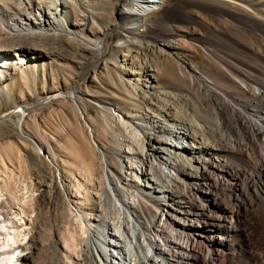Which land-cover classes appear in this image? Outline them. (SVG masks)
<instances>
[{
    "label": "rangeland",
    "instance_id": "rangeland-1",
    "mask_svg": "<svg viewBox=\"0 0 264 264\" xmlns=\"http://www.w3.org/2000/svg\"><path fill=\"white\" fill-rule=\"evenodd\" d=\"M127 3L66 0L61 22L16 36L7 26L32 12L34 4L0 0V51L6 56V66L0 68V217L14 222L26 245H36L30 264H67L66 243L71 237L79 242L83 234L79 216L92 215L99 227L103 222L96 218L115 216L116 205L107 197L109 172L122 179L119 160L124 157L119 154L128 147L133 148L132 161L138 159L143 144L136 135L152 118L164 122L166 135L173 125H185L197 141L221 151L208 155L225 156V167L201 166L195 172L204 177V189H193L196 180L188 184L186 178L185 183L171 180V188L177 185L173 192L204 205L212 201L204 193L216 196L221 201L216 203L234 209L233 224L241 229L232 237L234 253L247 262L253 250L264 253V172L258 178L241 157L264 153V123L255 122L264 112V0H165L148 11L142 29L132 15L122 13ZM242 9L255 13L257 17L250 16L255 22L244 21ZM221 62L231 66L230 80L214 72ZM195 65L223 87L237 108L248 110L242 114L246 125L216 105L218 99L201 84ZM252 119L251 130L247 123ZM104 152L110 160L107 170ZM122 182L124 197H140L145 189L134 177L127 185ZM148 203L143 210L149 220L153 209ZM245 203L251 204L248 210ZM164 226V239L177 233L174 226ZM190 239L192 250L206 258L210 245L192 234ZM219 248L213 264H239L228 262L230 249Z\"/></svg>",
    "mask_w": 264,
    "mask_h": 264
},
{
    "label": "bare ground",
    "instance_id": "bare-ground-1",
    "mask_svg": "<svg viewBox=\"0 0 264 264\" xmlns=\"http://www.w3.org/2000/svg\"><path fill=\"white\" fill-rule=\"evenodd\" d=\"M25 1L28 5L33 3L34 10L28 14H21L18 20H12L15 23L7 26L14 35L17 36L22 34V36H27L29 33L36 30L46 29V25H50L56 20H60L61 22L62 19H60V13L66 4V0H37L35 2L34 0ZM164 1L165 0H128L126 7L122 10V13L129 16L132 15L134 17V24L138 27H141L142 29V27H145L143 25V19L148 14V11L158 9L164 4ZM232 11L233 10H231V12ZM243 12L247 14L240 16L244 18V21L251 24L255 22L253 20L254 18H250L251 15L256 16L255 13L245 9ZM232 15L236 16L239 14L232 12ZM66 32L69 33L68 29H66ZM2 51L4 50L0 51V68H4L6 66V56L1 53ZM216 61L218 60L216 59ZM210 62L215 63L214 59ZM217 63H219V61ZM221 64L222 66L220 65L221 67L219 69L215 67L217 65L214 66L215 69L212 67L213 65L209 66H211L212 70H215L214 72H217L219 75H221V77L223 76L225 79L230 80L229 77L233 73L230 68L231 66H228V64H224L223 62H221ZM193 70L202 79L201 84L208 86H206V90H213L211 93H214V97H216V99L219 101L216 103V105L219 103L220 107H222V109L224 108V112H226V110L230 111V116H235L236 121L246 125V121L244 119L245 115L242 114H245V112L248 110L239 106L238 104L240 108L239 110V108L235 106V104H237L236 101L227 96L225 93L226 91L222 89L223 87H220L218 84H216L217 82L215 83L211 78L205 77L203 75V71L200 70L198 66H193ZM188 78L193 80L192 76H189ZM199 91L201 90L199 89ZM262 93H264V91H262ZM5 99H8V97L5 96ZM236 108L241 112L239 113L238 111V113H236ZM111 110L114 111L113 108H111ZM221 114H223V112ZM227 115L228 114H226L225 117ZM253 115L250 116L253 117ZM248 119L251 118H247V120ZM253 119L255 120L254 117ZM256 119L257 120L255 122L264 123V112H262L260 115H257ZM228 122H230V120ZM149 123L151 124L148 125L147 123V126L144 124L140 125V128L143 127L142 129L144 130H142V132L138 131V134L136 135L138 136L137 141L139 140L143 144L142 149L140 151L138 150L139 156L136 161H134L135 159L132 161L130 156V154H133L132 146L128 147L127 150L125 149L126 151L123 152L124 154H119L121 152L116 151V153H118L121 157H124L123 161L119 160V165L121 168L120 174L124 180L122 183L127 185L129 180L134 177L136 181L138 180L137 184L145 188H143L144 190L140 189L142 190V198H140V195V197H136L132 194L131 195L133 198L130 196V194H127V196L124 197L125 188L119 183L122 179L120 181L117 180L115 175L108 170L107 172H109L111 175L108 176L110 178H107L109 179L108 183H105L107 185L106 188L108 191V196H106L110 201H112V204L114 203L116 205V214L109 219H102V216L101 218H96L95 220L101 221V223L103 222V226L101 227L92 222L93 216L91 214L90 215L92 217L89 215H78L83 227V234L80 240L78 239L79 242L76 243L71 237V242L66 243V254H64L67 256L65 257L67 264H213V260L217 258V252L219 251L218 248L222 246H225L232 252L228 255L229 263L238 261L239 264H264V253L261 250H257L255 253L253 250L250 253L251 258L246 260L247 262H245L243 259L242 261L240 258H238L237 253H234L236 250V242L232 240V237L235 233L241 230L236 228L233 224L234 222L232 217H234V209L227 208L226 204L219 205L215 202L217 199L219 200V198H216V196L209 197V195H206V193H204L205 196L208 198V200L212 198V201L210 204L204 205L196 203V199L192 198L194 201L191 200L190 197H188V199L186 194L183 193L185 191L182 192L183 195L179 192L175 193L172 191H175L174 188L177 185L174 188H171V185L174 184L171 180L183 183V181L186 179H189L190 183L188 182V184H191L192 180H196L193 182L194 185L191 184L193 189H204L203 186L206 184L200 182L201 179H204V177L197 175L195 172H198L201 166L208 167L210 165L211 167H225L224 162L226 160H224V155L213 153L212 155H208L209 151L212 150L214 153H217L220 151V149L218 148L217 150L213 147H210L209 145L205 144L202 139L201 141H197V135L189 132L188 128L183 124H177L176 127L173 125L172 128L169 126L171 131H168V135H166V131L163 130L164 122L160 123V121L157 122L151 118ZM247 127L252 130L255 127V123L248 122ZM137 141H135V143H137ZM138 152L136 151L134 153L136 154ZM241 157H243V162H246V166L250 167L253 171H258L257 177L261 178L264 172V153L260 152L259 155H241ZM193 162H196L197 166L194 167ZM243 162L241 161V163ZM103 163L105 170L110 168V160L108 159V156L105 152L103 154ZM162 166L165 168H162ZM154 168H157V171ZM190 168L191 170H193L192 168L195 169L194 172L192 171L193 174L187 171V169ZM200 172L201 171H199V173ZM251 172L252 171L249 172V170L246 168L245 173H248L250 176H252ZM194 173L196 175H194ZM180 174H182L184 177H182ZM206 177L208 178V176ZM104 178H106V176H103V179ZM180 186L183 185L180 184ZM103 191L105 190L103 189ZM256 195L257 197L261 198L260 195L262 194L259 195L256 193ZM108 199H105L106 203ZM148 202H150L151 208L153 209H151L153 211L152 215L151 213L149 214V217L151 215V219H149L150 221L144 216L143 210L144 206L150 207ZM139 204L140 206H138ZM246 205L244 208L245 210H248L247 208L251 206V204ZM214 213H219V216L214 217V215H212ZM253 221L251 223H253ZM165 224H167V226L169 224L170 228L174 226L178 234L175 232L176 234L172 235V237L164 239L163 229H165ZM245 228L243 229V233H246V230L248 229ZM189 233L194 236H198L200 241L205 243L207 246L210 245L208 246V256L210 257L209 263L206 262V258H208L207 255L206 258L200 259L196 252L192 250L193 244L190 239L191 234ZM172 234H174V232ZM246 236L248 237L249 234ZM24 238L26 239V237ZM36 248L37 247L34 242L30 243V245H26L24 241H22L21 232L20 230H17L14 222H5L4 219L0 217V264H30L31 259L33 261L32 257L36 251ZM51 255H53V253Z\"/></svg>",
    "mask_w": 264,
    "mask_h": 264
},
{
    "label": "water",
    "instance_id": "water-1",
    "mask_svg": "<svg viewBox=\"0 0 264 264\" xmlns=\"http://www.w3.org/2000/svg\"><path fill=\"white\" fill-rule=\"evenodd\" d=\"M77 108H78V105H77ZM78 110H79V108H78ZM19 130L21 131V129H20V128H19ZM32 141L35 143V140H34V139H32ZM35 145L37 146V144H36V143H35ZM41 152H42V153H45V155H47V154H46V151H44V150H42V149H41Z\"/></svg>",
    "mask_w": 264,
    "mask_h": 264
}]
</instances>
